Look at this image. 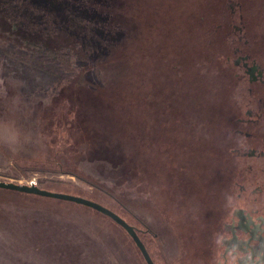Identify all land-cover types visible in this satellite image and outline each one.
Masks as SVG:
<instances>
[{
	"label": "rangeland",
	"instance_id": "obj_1",
	"mask_svg": "<svg viewBox=\"0 0 264 264\" xmlns=\"http://www.w3.org/2000/svg\"><path fill=\"white\" fill-rule=\"evenodd\" d=\"M249 148L264 151V0H0V181L101 204L155 264H233V209L264 198ZM249 167L257 195L230 200ZM1 190L0 264H146L96 210Z\"/></svg>",
	"mask_w": 264,
	"mask_h": 264
},
{
	"label": "flooded vegetation",
	"instance_id": "obj_2",
	"mask_svg": "<svg viewBox=\"0 0 264 264\" xmlns=\"http://www.w3.org/2000/svg\"><path fill=\"white\" fill-rule=\"evenodd\" d=\"M234 10L229 13V17L232 16ZM230 24L227 25L229 30ZM236 46V44L234 45ZM233 56L236 58L234 63L236 67L241 69L243 73L248 75L250 78V83H254L261 79L262 71L258 64L252 60L251 54H243V51L239 47H233L232 49ZM231 61V59H228ZM248 140L250 142V133L247 134ZM250 155H260L264 157V151H261L260 154H257V151L253 150L250 152L248 149L247 156L250 159ZM233 190L229 194V199L233 200L232 191H236L238 197H243V195L252 193L253 197L257 195V190L250 191V167L249 174L246 185L240 184L238 181H235L233 184ZM262 192V190H259ZM253 200L250 209L241 210L237 207L233 209V215L239 219V222L236 226H230V231L232 234V239L229 241V252L226 254V257L231 253V256H235V261L233 264H264V214L260 213V209L257 207L258 204H264V198L257 197ZM243 211H248L247 214H244ZM235 213V214H234ZM260 213V214H259ZM222 228V225H221ZM238 232H241L246 236V241L240 240ZM223 241V240H222ZM254 244H257L255 246ZM227 260V258H226Z\"/></svg>",
	"mask_w": 264,
	"mask_h": 264
},
{
	"label": "water",
	"instance_id": "obj_3",
	"mask_svg": "<svg viewBox=\"0 0 264 264\" xmlns=\"http://www.w3.org/2000/svg\"><path fill=\"white\" fill-rule=\"evenodd\" d=\"M0 189L16 191V192L44 197V198H51V199H56V200L72 202V203L83 205L93 210H96L97 212L113 220L117 225L122 227L128 233V235L133 239L134 243L140 250L147 264H155L146 246L140 239L136 229L132 225H130L125 219L120 217L118 214H116L112 210L102 206L101 204H98L96 202H93L91 200H88L80 196H74V195L64 194V193H59V192H52V191L44 190L37 186H32L28 184L22 185V184H16V183H11V182L0 181Z\"/></svg>",
	"mask_w": 264,
	"mask_h": 264
},
{
	"label": "trees",
	"instance_id": "obj_4",
	"mask_svg": "<svg viewBox=\"0 0 264 264\" xmlns=\"http://www.w3.org/2000/svg\"><path fill=\"white\" fill-rule=\"evenodd\" d=\"M37 171H31V173H26L27 175H25V177H27V178H29L30 177V175L31 174H34V173H36ZM1 191H3V192H5V195H11V196H20V197H30V196H32V195H28V194H25V193H20V192H16V191H11V190H1ZM110 219V218H109ZM111 220V219H110ZM113 221V220H112ZM114 222V221H113ZM220 222H221V220H220ZM220 222H219V224L217 225V226H215V228H214V231L216 232V233H218V229L220 228L221 229V224H220ZM115 223V222H114ZM138 225L139 226H143L144 224L143 223H141L139 220H138ZM116 224V223H115ZM134 224V223H133ZM117 225V224H116ZM117 226H119V225H117ZM135 229H136V231H137V233H138V235L140 236V232H142L140 229H138V227L137 226H135V224L134 225H132ZM120 227V226H119ZM140 227V228H141ZM121 229H123L122 227H120ZM124 230V229H123ZM125 231V230H124ZM126 232V231H125ZM127 233V232H126ZM216 233H215V240H216ZM128 234V233H127ZM129 236V235H128ZM130 237V236H129ZM131 238V237H130ZM132 239V238H131ZM133 240V239H132ZM134 242V241H133ZM138 248V247H137ZM141 253V252H140ZM146 262V261H145ZM147 264V263H146Z\"/></svg>",
	"mask_w": 264,
	"mask_h": 264
},
{
	"label": "built area",
	"instance_id": "obj_5",
	"mask_svg": "<svg viewBox=\"0 0 264 264\" xmlns=\"http://www.w3.org/2000/svg\"><path fill=\"white\" fill-rule=\"evenodd\" d=\"M27 184H28V185H32V186H37V181H36V179H32V180H29V181L27 182Z\"/></svg>",
	"mask_w": 264,
	"mask_h": 264
}]
</instances>
